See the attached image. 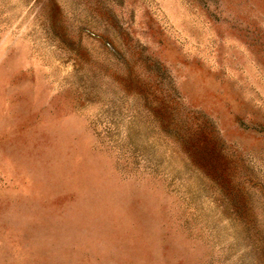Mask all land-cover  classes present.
<instances>
[{
	"label": "rangeland",
	"instance_id": "obj_1",
	"mask_svg": "<svg viewBox=\"0 0 264 264\" xmlns=\"http://www.w3.org/2000/svg\"><path fill=\"white\" fill-rule=\"evenodd\" d=\"M0 264H264V0H0Z\"/></svg>",
	"mask_w": 264,
	"mask_h": 264
}]
</instances>
